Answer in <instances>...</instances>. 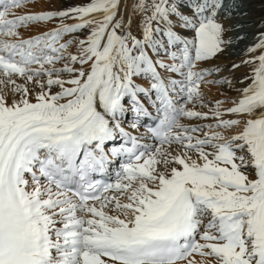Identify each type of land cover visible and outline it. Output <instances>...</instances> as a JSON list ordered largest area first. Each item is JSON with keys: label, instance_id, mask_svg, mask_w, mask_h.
I'll use <instances>...</instances> for the list:
<instances>
[{"label": "snow or ice", "instance_id": "1", "mask_svg": "<svg viewBox=\"0 0 264 264\" xmlns=\"http://www.w3.org/2000/svg\"><path fill=\"white\" fill-rule=\"evenodd\" d=\"M32 4L0 0V264H264V18Z\"/></svg>", "mask_w": 264, "mask_h": 264}, {"label": "bare ground", "instance_id": "2", "mask_svg": "<svg viewBox=\"0 0 264 264\" xmlns=\"http://www.w3.org/2000/svg\"><path fill=\"white\" fill-rule=\"evenodd\" d=\"M40 3L43 4V6H46L48 3V0L41 1ZM56 3L59 4L60 0H56ZM244 3L246 4V8H247L248 13H251L247 19L256 21L257 19L255 17L257 16V12L259 11V9L255 7L256 1L255 0H244ZM37 5H38V3H37ZM39 6H41V5L39 4ZM251 29H254V26H249V27L245 28L244 31H247L250 33ZM250 39H251V36H249V40ZM215 89H216V87H211L209 89L210 94L215 95Z\"/></svg>", "mask_w": 264, "mask_h": 264}, {"label": "rangeland", "instance_id": "3", "mask_svg": "<svg viewBox=\"0 0 264 264\" xmlns=\"http://www.w3.org/2000/svg\"><path fill=\"white\" fill-rule=\"evenodd\" d=\"M41 1H44V0H33V4L28 5L27 9L28 10H35L38 7H42L43 4L40 3ZM255 1H256L255 7L259 9V11L257 12V16L255 18L257 19L256 21H259L261 18H264V0H255ZM37 3H38V5H37ZM39 4L41 6H39ZM22 11H24V9H22ZM250 14L251 13H249V16H250ZM254 31H255V28L251 29L250 33L254 32ZM216 92H217V88L215 89V94H216Z\"/></svg>", "mask_w": 264, "mask_h": 264}]
</instances>
